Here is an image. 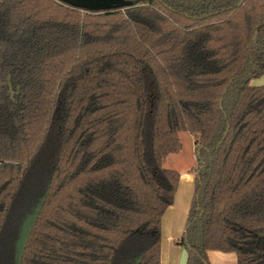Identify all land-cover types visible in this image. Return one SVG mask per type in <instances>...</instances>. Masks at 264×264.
<instances>
[{
  "label": "trees",
  "instance_id": "16d2710c",
  "mask_svg": "<svg viewBox=\"0 0 264 264\" xmlns=\"http://www.w3.org/2000/svg\"><path fill=\"white\" fill-rule=\"evenodd\" d=\"M129 1L0 0V264H161L183 131L188 264H264V0Z\"/></svg>",
  "mask_w": 264,
  "mask_h": 264
},
{
  "label": "rangeland",
  "instance_id": "374dc122",
  "mask_svg": "<svg viewBox=\"0 0 264 264\" xmlns=\"http://www.w3.org/2000/svg\"><path fill=\"white\" fill-rule=\"evenodd\" d=\"M182 147L178 153L169 155L165 167L176 169L180 173V182L175 196V201L167 209L162 219V255L163 263L171 254L185 231V223L193 191L195 189V141L196 137L187 131L180 132ZM189 175L193 177L190 179ZM182 248L181 245H179ZM162 261V260H161Z\"/></svg>",
  "mask_w": 264,
  "mask_h": 264
},
{
  "label": "water",
  "instance_id": "95a60500",
  "mask_svg": "<svg viewBox=\"0 0 264 264\" xmlns=\"http://www.w3.org/2000/svg\"><path fill=\"white\" fill-rule=\"evenodd\" d=\"M69 5L90 11H106L131 5L129 0H60ZM189 252L187 248H182L179 264H188Z\"/></svg>",
  "mask_w": 264,
  "mask_h": 264
},
{
  "label": "crops",
  "instance_id": "0c3cea01",
  "mask_svg": "<svg viewBox=\"0 0 264 264\" xmlns=\"http://www.w3.org/2000/svg\"><path fill=\"white\" fill-rule=\"evenodd\" d=\"M252 84L264 85V73L260 77L253 79ZM192 177H193L192 175H189L190 179ZM195 178H196V176H195ZM194 182H195V180H194ZM193 194H194V191H193ZM191 201H192V199H191ZM181 251H182V248H180L179 245H176L175 248L172 250L171 254L168 255V257L166 258L165 264H179ZM207 256H208V260H209L210 264H237V259H236V256L234 253H226V252H220V251H209ZM161 264H164L163 263V255H162Z\"/></svg>",
  "mask_w": 264,
  "mask_h": 264
}]
</instances>
